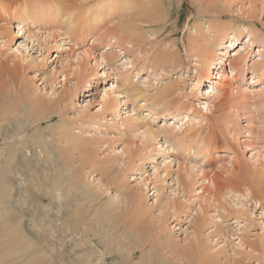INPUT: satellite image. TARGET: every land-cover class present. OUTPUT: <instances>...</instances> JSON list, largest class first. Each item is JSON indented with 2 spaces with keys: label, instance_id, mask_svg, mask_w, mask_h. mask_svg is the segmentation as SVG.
Instances as JSON below:
<instances>
[{
  "label": "rangeland",
  "instance_id": "rangeland-1",
  "mask_svg": "<svg viewBox=\"0 0 264 264\" xmlns=\"http://www.w3.org/2000/svg\"><path fill=\"white\" fill-rule=\"evenodd\" d=\"M16 1L0 0V24L5 25L11 17L15 34L20 28L18 24L23 22L22 25H28L27 29L21 28L24 32L50 34L51 45L43 49V44L39 46L23 34H17L7 45L4 43L8 37L0 38V69L4 62L18 63L10 56L22 40L27 39L30 53L22 76L9 79L6 85H2L4 81L0 78V131L7 129L4 135L7 138L0 140V264H74L76 248L86 250L82 243L70 248V240H79L78 236L85 242L92 240L97 249L95 254L107 253L101 264H147L151 255L154 263L161 261V264H170L168 260L174 264H205L206 259L217 264L236 261L264 264V200L255 204L230 194L229 200L234 199L233 203L239 200L244 205L246 216L224 199L228 209L217 208L214 203L204 201L200 187L206 182L200 177L190 180L184 171L178 170L177 164L180 159L187 166L196 169L203 166L205 171H211L228 165L237 155L244 165L257 144L264 143V92L254 97L242 96L234 88L228 98L239 96L243 104L223 109L225 91H216L213 83L221 73L219 67L218 74L212 73L209 82L217 92L215 98L203 93L208 83L193 91L199 65L193 59L194 54H187L188 58L181 44L187 35H184L186 22L201 17L204 26H209L210 19L212 25L220 23L241 30L238 41L233 43L230 39L233 36L229 35L224 47L227 54L222 56L233 60L252 32L255 44L251 43L244 53L242 50L237 61L249 66L251 61L261 58L257 51L264 46V0H254V16H249L248 3L244 6L246 13L240 12L241 0H171L172 10L166 19L155 26L148 23L143 26L146 42L156 44L149 51H141L129 40L123 39L120 44L113 38L122 31L125 21H134L137 0ZM31 1L36 8H28L22 14V4ZM216 4H220L219 14L213 10ZM3 5H10L11 9L3 11ZM70 12L79 30L72 33V38L61 39L59 34L66 36L67 27L62 17ZM97 15L102 16L101 21L96 19ZM188 31L192 36L191 29ZM85 49L89 54L81 77L69 76L65 82L64 75L75 64L76 53ZM165 52L178 53L182 59L174 62L165 57ZM215 62L213 66L223 68L221 57ZM224 67L232 89L233 65ZM246 73L244 86L264 85V76L258 83H252L251 70ZM123 79L130 85L136 83L145 92L137 102L133 93L128 99L118 96L123 92ZM168 90L176 92L169 101L171 104L157 106L152 103L155 98L144 100L149 91L162 96ZM105 100L109 105L102 106L100 103ZM205 101L210 103V112L202 108ZM45 106L53 110L46 111ZM185 106L190 109L189 121L183 118L187 113ZM179 111L180 117L170 115ZM131 112L140 118L141 124L148 122L161 135L146 150L136 134L141 128L132 130L126 123L133 120ZM60 118L75 131L77 144L72 148L63 137L60 139L56 130ZM174 121L179 122L177 125L186 123L183 132L174 130ZM247 144H251L249 150ZM66 156L71 157V168H67ZM101 164L105 165L103 173L97 170ZM73 167L84 174L81 182L71 171ZM219 174L226 187L240 182ZM188 180L195 191L189 189ZM131 196H138L139 200H132ZM170 202L179 204L169 210ZM59 203L64 206L63 221L70 222L66 221L65 230L57 232L56 229L62 228L55 220V206ZM165 243L171 245L163 248V260L156 249ZM175 250L192 257L179 259Z\"/></svg>",
  "mask_w": 264,
  "mask_h": 264
},
{
  "label": "bare ground",
  "instance_id": "bare-ground-1",
  "mask_svg": "<svg viewBox=\"0 0 264 264\" xmlns=\"http://www.w3.org/2000/svg\"><path fill=\"white\" fill-rule=\"evenodd\" d=\"M13 1H16V0H13ZM219 1H222V0H218L217 2H219ZM233 1H238V0H233ZM31 2H26V3H30V4H22V6H23L22 11H21L22 14H23V12H26V10L28 8L35 7V4L33 2L32 3ZM51 2H52V0H51ZM239 2L241 3L240 12L246 13L247 10L244 6H247V3H248V6L250 8V10H248L249 16L255 15V7H256L255 3L256 2L254 0H247L246 2L244 0H241ZM13 4L16 5L17 1L14 2ZM13 4L11 5L12 7H14ZM58 4H55V5H58ZM220 4H222V3H220ZM220 4H216L215 7L213 8V10L216 12V14H219L217 11L218 10L217 6H220ZM137 5H138L137 11L134 13V21H132V20L125 21L124 24L121 25V28H120L122 31L118 32L117 35H115V37H113V38L115 39V41L119 40L118 42H120V44H122L123 39L129 40V43L134 44L135 46H138L141 51H143V50L149 51L152 48H154V46L156 44L153 45L152 43L146 42V38H147L146 34L147 33L145 32L143 26H146L147 25L146 23L152 24L153 26H155V24L157 22H160L161 20L166 19V17L170 15V12L172 10L171 9L172 1L171 0H137ZM15 7H17V6H15ZM10 9H11L10 5H3L1 7V10H3V11H8ZM71 13L72 12H70V14H67L66 16L63 15V17H62V21L67 23V27L65 29L66 25L64 26L62 24V26H64L63 29H65L64 33L66 36L62 37V35L59 34V37L61 36L60 37L61 39L62 38H72L71 35H73L75 32H78V30H79V29L77 30L75 28L76 24H75V21L73 20V16ZM96 19L98 21H101L102 16L97 15ZM11 20H12L11 17H9L7 20V23H5V25L0 24V35L1 36L3 35L0 38L8 37V39L4 43L5 45H7V42L9 40L12 41L17 36V34H23V35H26V38L28 40L30 39L32 42L36 41L37 45L39 44V46H42V44H43V49H45L46 47L49 48V45H51V40L49 39L51 37L50 34L34 35L33 33L29 34L27 32H24L25 29H21V28H26V27L28 28V25H22L23 22H20L18 24V27H20V28L18 29V33L15 34V30H14L15 28H13V26L11 25ZM165 23H166V20H165ZM207 23H209V26H204L205 23L202 21V18L196 17L194 20H189L188 22H186V25L184 24L185 28L188 27L184 32V35H186V34L187 35H186V37L185 36L183 37L184 39L181 41V44L185 48V51H186L185 54L186 55L189 53L194 54L193 59L199 65V68H198L199 71L197 72V70H195V72H197V76H196L194 87H192V90L196 92L197 89H199L203 84L208 83V87L204 89L203 93L206 96H209L211 98H215L217 92H215V87H213V84L211 87V83L209 84V82H210V75L212 73L218 74V71H216V68L219 67V71L221 73H219V76H217L218 77L217 79L213 80V83H214V86H216V91L217 90L218 91L219 90L225 91L224 92L225 95L223 94V96H225V98L223 100V104H225V105L223 106L221 104L222 108L226 107V108L230 109V108H232V106L243 104L242 103L243 100L240 99L239 96H237V97L235 96L236 98H233L232 100H230L228 98V97H230V95H233V93L230 94V91L235 90L234 88H236L235 92L242 95V96H245L248 94L250 96H253V97L256 95H261L262 92H264V85L260 86V88H258V86H252V87L247 86L248 84L244 86V83H247V82H245V78L247 77L246 70H248V69H250L252 72V78H251L252 81H250L252 83H258L259 81H261L262 77L264 76V59L262 58L264 56V46H263V50L258 49V51H257L259 53V56H261V58H258L256 60L251 61V64H249V66L245 65L244 63L242 64L240 62H237L238 59L241 57L240 55L243 54L244 52H246L248 50V48H250L249 45L251 43L255 44V38L256 37L254 36V34L252 32H250L247 36L248 39H247L246 43L243 44L242 46H240L241 49L236 51L235 58L233 60L228 59V58L225 59L222 56V55L227 54V51H224V47H226L225 44L228 43L230 39L233 40V43L238 41V38L241 35V30L239 28L237 30H232V28H233L232 26L222 25L220 23H215L212 25V24H210L211 23L210 19L207 21ZM141 24H143V25H141ZM144 24H146V25H144ZM175 24H176V22H175ZM152 25H150L151 27L149 26L150 28L147 29V30H149V32L152 31L151 30ZM191 25H192V28L189 27ZM188 29H191L192 36L189 35V34H191V32L188 31ZM108 31L110 32V30H108ZM205 31L207 33H210V35L208 36L205 33ZM62 32H63V30H62ZM113 33H116V32H113ZM121 34H122L123 38H121V36H120ZM99 35H100V33H99ZM229 35H232L233 38L229 39ZM40 39L42 41L41 43H39ZM53 39H55V35L53 36ZM26 40H22L19 43V45L16 46V48L13 50V54L10 56V57H14L15 59H17L18 61L17 60L16 61L18 63H15V61H14L15 65H12L11 63H10L11 65H9L8 63L6 64V62L2 63L4 65L0 69V78L4 81V83L2 85L8 84V80L13 78V77L15 78L16 76H22L23 73L21 72V70H26V64L25 63L28 62V56L30 55L29 50H28L29 49V43ZM153 43H156V42H153ZM145 46H146V48H144ZM41 50H42V47H41ZM242 50H243V53H242ZM248 53L249 52H247V54ZM88 54L89 53L86 51V49L85 50H79V53L78 54L76 53V56L74 59L75 64L70 65L71 66L70 72L67 73L66 75H64L63 80H65V82L67 81L69 76L72 77V76L76 75L75 78L81 77V75H82L81 73L84 70V66L86 64V58H87ZM187 56H188V58L190 57L189 55H187ZM245 56H243V58H242L243 62L245 61ZM165 57L174 60V62H176L177 59H182V56H180L178 53H175V52H170V53L165 52ZM220 57L222 59L221 63L223 65V68H221V66H216V67L213 66L216 63L215 62L216 59H218ZM14 58H13V60H15ZM231 64L233 65V70H231L232 71L231 74L233 77L231 79H233V81H234L233 86L235 84V86L232 89H230V86H232L231 85L232 82L229 81L230 76L224 73L226 71L224 66H226V68H227V66H231ZM5 66H7V67H5ZM101 75L105 76L104 74H101ZM128 76H129V73L126 75V77H128ZM93 79L95 80L94 83H97L96 78H93ZM125 81H126V79H123V83L121 85L123 92H120L121 94H119L118 96L127 97L126 99H128L130 95L134 94L135 102H137L136 100L139 97L143 96L145 94V92H143V90L136 83H133L132 85H130L129 82H125ZM249 87L251 89L250 90L251 93H250V91L248 92ZM258 89H261L262 91H260ZM178 90H180V89H178ZM123 93H125V94H123ZM130 93H133V94H130ZM175 93H176L175 91L173 92V91L168 90V91H165L164 93H162L163 94L162 96L161 95L156 96L155 92L149 91L148 95L144 96V100L147 102V101H152V100H154L153 98H155V100L152 103H155L157 106L161 105L162 103L164 105H166L168 103L171 104L169 101L171 100V97H174L173 95ZM182 93H183V91H182ZM106 94L109 95L108 93H106ZM187 96H189V93ZM134 97H133V99H134ZM237 99H239V100L237 101ZM225 100L227 103H225ZM209 102H211V100H209ZM205 103L206 104H204L203 105L204 107H202V108L206 112H210L211 111L210 103H207V101H205ZM100 104L102 106L103 105L106 106V105H109V102L107 100H105L104 103L101 102ZM244 106H246V105H244ZM188 108H189V106H185V108H184L187 112V113L183 114V118L185 119V121H189L188 114H190V112H189L190 109H188ZM234 108L235 107H233V109ZM47 109H52V107L45 106L44 110L47 111ZM56 112H57V109H56L55 113ZM181 112L182 111L171 113L170 115H173L175 118H177V117L181 116ZM227 113H229V111H227ZM129 115L132 117L133 120H127L126 123L129 125L128 128H130L132 130L137 129V128H141L139 130V132L136 134H138L140 136L141 140L143 141V149L144 150L148 149L149 148L148 146H152L154 144L155 140H157L159 138V136H161V135H159L156 132V130L153 129L151 124L150 125L147 124L148 122L141 124L142 122L139 120L140 118H138L137 116L134 117L132 112ZM58 116L60 117V115H58ZM165 117H169V119L173 120V117H170L168 115H165ZM145 119H146V117H145ZM204 119H206V117H204ZM198 120H200V119L198 118ZM218 121H219V119H218ZM180 122H183V121H180ZM173 124H174V127L176 128L174 130L177 131L178 133H181L184 131L183 126L186 124L185 122L181 123V125H177V124H179V122L175 123V121H174ZM197 125H199V124H197ZM208 126H210V125H208ZM56 130L60 132V135H61L60 139L63 137L62 139L65 140V142L68 144V146L70 148H72L74 145L77 144L76 143L77 141L74 137L75 131L72 130L71 125H68L65 120H63L61 118L58 120ZM210 130H212V129H210ZM6 131H7V129L2 128V131H0V140L7 138L4 136ZM193 132H194V130H193ZM201 133H203V132H201ZM212 133H214V132H212ZM186 134H188V133H186ZM198 134H200V133H198ZM168 136H171V135H168ZM181 136L182 135H179V139L181 138ZM262 136H264V135H262ZM165 137H166V135H165ZM243 141H247V140H243ZM164 143L165 142H163V145H164ZM263 144H261V145L257 144L258 147H255L256 151L251 153V155L249 156V160L248 159L245 160V162L247 164H244V165H242V163H240L241 162L240 159H239L240 161H238L239 156L235 155V157H233L234 158L233 161H228V165L222 164L217 169H212L211 171H205L203 166L196 169L195 166L190 167V166H187L186 164L180 163L179 162L180 159H179L178 163H177L178 164V170L184 171L187 175V178H189L190 180L191 179L194 180L195 177H200L203 181H205L206 183L204 185H201V187H200L201 193L203 194V197L205 198L204 201H206L208 203H212V205L214 203L217 208H219V206H222L225 208V210L228 209L225 202L231 201V203H233V201H234V199H232V200L228 199V198H230V194H235L239 198L252 201L255 204H260L264 200V145ZM192 148H193V146H192ZM249 148H251V144H247V150H249ZM143 149H140V150H143ZM235 153H236V151H235ZM209 154H212V151L210 153H208L207 155H209ZM218 156H219V154H218ZM48 158H49V156H48ZM69 158H71V157L70 156L64 157V159H66V162H67V168H71V164H70L71 162H70ZM101 165L102 166H100V168H98L97 170H99L101 173H103L105 171V165H103V164H101ZM69 170H71V169H69ZM71 171H73V172H75V174H77L76 175V176H78L77 179L79 182H81L82 178L84 177V174L80 173V171H81L80 168L73 167V170H71ZM219 173H222V175H226L227 177H224V178L227 180L231 179V177H232L235 179H239L240 182H238L235 186H233L234 188L233 187L232 188L226 187L224 185V183L221 181V179H219V176L221 175ZM6 175H8V173H6L5 176ZM10 179H11V176L9 175V180ZM190 180H188L190 182L189 183V189L195 191L196 190L195 187H191L193 185V183ZM239 184H241V185L237 186ZM13 186L14 185H11V187H13ZM5 187L6 188L9 187V185H5ZM131 198H132V200L133 199L139 200L138 196H134V197L131 196ZM58 199L60 200L59 197H58ZM223 199L225 202L223 201ZM177 204H179V202H170V203H168L169 207L167 209H169V210L173 209L175 207V205H177ZM140 206H141V204H140ZM233 206H235V208H237L238 213L240 215L246 216V213L244 210V205L241 202H239V200H238V202L233 203ZM63 207L64 206H62L61 204L55 206L56 223L60 222V224L62 226V228H60V229L55 228L57 230V232H60L62 229L66 228V226H67L66 221L70 222L69 219L65 220V218H64L65 221H63V219H62L63 218V212H64ZM138 207L139 206L137 205L136 208H138ZM203 213H205V212L203 211ZM140 214H141V212H140ZM60 224H58V225H60ZM157 228H159L158 225H157ZM77 233H78V231H77ZM80 238H81V236H78L79 240H77V239L76 240L75 239L70 240V248L71 249L79 247L81 245V243L85 244L83 246L86 249V250H80V249L76 248L77 249V251H75L76 260L74 259L75 260L74 264H101L102 260L104 259L103 257L107 253L97 252V254H95L97 249L95 246H93L92 240H87L88 242H85V241L80 240ZM170 245H171L170 243H165L160 248L156 247L157 248L156 251H158V253H159L157 255H159L161 257V259L164 260L163 253H162L163 248L164 247L167 248ZM84 247H82V248H84ZM175 251H177V258H179V259L181 257L186 258V259L189 257H192L189 254L185 255L178 250H175ZM72 252L74 253V251H72ZM168 262L170 264H174V262L172 260H168ZM147 264H161V261H159V263L158 262L154 263L153 262V256L151 255V256L147 257ZM205 264H217V263L215 261L206 259ZM236 264H238V261H236Z\"/></svg>",
  "mask_w": 264,
  "mask_h": 264
}]
</instances>
